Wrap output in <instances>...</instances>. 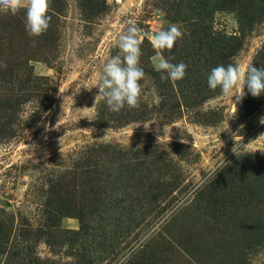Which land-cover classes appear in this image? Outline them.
Returning <instances> with one entry per match:
<instances>
[{"label": "rangeland", "instance_id": "1", "mask_svg": "<svg viewBox=\"0 0 264 264\" xmlns=\"http://www.w3.org/2000/svg\"><path fill=\"white\" fill-rule=\"evenodd\" d=\"M85 1L50 0L55 22L46 35L56 41L43 55L50 63L27 64L36 78L29 90L21 62L35 54L41 38L28 35L21 43L12 26L24 11L0 13V101L27 97L17 115L26 125H15L13 136L0 138V264H264V93L253 97L245 87L246 96L235 103L220 92H206L202 110L217 112L214 123L198 125L186 111L172 122L157 114L122 128L97 127L94 86L107 60L121 55L118 39L129 22L144 36L141 68L147 60L153 67L150 34L166 30L171 18L181 28L190 22L184 21L180 0H88L91 11ZM207 22L216 34L240 35L234 10L215 9ZM233 53L226 65L264 67V23L246 33L243 47ZM140 84L142 103L159 110L154 82L145 76ZM58 120L60 127L53 130ZM93 144L173 159L166 169L151 167L156 181L165 176L172 186L128 183V170L120 164H105L93 186L86 185L90 177L78 170L84 162L76 159ZM181 144L184 157L174 153ZM75 171L79 177L73 181ZM68 174L63 198H78L82 191L89 204L96 193L91 208L98 204L101 212L83 222L64 217L54 223L50 182ZM217 193L225 196L226 215L209 214Z\"/></svg>", "mask_w": 264, "mask_h": 264}, {"label": "trees", "instance_id": "2", "mask_svg": "<svg viewBox=\"0 0 264 264\" xmlns=\"http://www.w3.org/2000/svg\"><path fill=\"white\" fill-rule=\"evenodd\" d=\"M180 2V6L184 8L185 12L184 21L190 22L188 25L189 28L180 27V30L183 32L182 39L177 40L171 51L165 50L164 56L166 59H170L171 63H185L188 66L185 77L175 82L171 80L162 81L160 79L161 74L155 71V69L151 67L150 60H147L142 69L145 72V76L154 82L156 92H159L158 97L162 100L160 109L157 110L155 106L150 108L144 105L140 100L139 108H123L120 112L116 113L110 111L106 103L101 101L97 109L95 123L97 127L122 128L130 122L141 123L157 114H160L166 121L172 122L184 115L186 111L198 125L216 122L217 112L202 110L203 105L207 99H209L206 92H220L219 88L213 91L208 87V74L211 69L217 65H226V57L233 56L234 51H239L243 47L245 34L264 23V0H180ZM85 3H88V0H86ZM85 8L87 11L94 9L89 3ZM222 8L237 12L240 26L239 36L220 35L212 31L211 26L207 22L208 18L214 13L215 9ZM53 11L56 14H60L57 10ZM22 15V20L17 17L12 26L17 31L18 38L22 41L21 43L28 40V34L25 31V19ZM49 15L52 18L50 26H53L55 22L53 19L55 16L52 14ZM170 22L171 24L178 23L177 20L173 18H171ZM50 28L52 27H49V29ZM47 32L48 31L39 36L41 39L36 43L35 54L29 57L26 62H21V75L22 70L24 69L25 71L22 82L27 86V90L31 89V84L33 80L36 79L32 78V68L27 65L29 61L41 59L44 62L50 63L48 58H43V55H48L50 53L56 39H54V37H48L46 35ZM8 41H10L9 37ZM254 64L256 63L254 62ZM27 96L29 95L27 94ZM26 99V95L13 96L11 100L1 99L0 138L13 136L15 125H26L27 121L25 120V122H23L19 120L17 116L19 114V106H21L22 103H26ZM45 102L46 101H41L40 103L44 105ZM41 111H37L34 116H37ZM183 148L184 145H178L174 149V153L179 157H184L186 151ZM139 151L140 150H137L138 153H133L125 147L114 144H93L92 146L82 149L79 156H77V162H84L79 166L78 170L83 169L82 172L85 176L90 177V179L94 177L92 181H90V179L85 181L87 182L86 185L89 184L91 187L93 186L91 183H95L99 175L102 174L99 168L105 167V164H120L126 166L128 173L125 174V178L128 183L136 182L142 188H146L147 186L149 189H161L163 186L167 188L172 186V182L169 181L170 179L164 180L165 176L161 177L162 181H156V179L153 178L154 172L151 171V167H157L156 170L166 169V166H168L167 161L169 164H172L174 160H167L156 154L149 156L145 151ZM138 170L139 172L137 173L136 171ZM88 173H92V176H88ZM72 174L75 175L73 179V181H75L77 176L79 177V172L75 171V173ZM69 177L70 175L68 174L65 177H60L50 182L48 191L50 200L48 202L51 208H49V215L54 223L64 217H75L83 222L87 215L101 212L98 204L97 207L91 208L92 204L96 203V193H92L93 197L89 204L83 202L84 193L82 191H80L78 198H76V195L63 198L61 194L62 187L65 185V179L69 180ZM68 183L74 185L75 182L71 183L68 181ZM128 183L126 187H129ZM92 190L94 189L91 188V191ZM218 193L213 195V205L209 209V214L213 215V213L218 212L220 215H226L229 207L226 205L225 196L222 197L221 194L219 196ZM53 225L56 226L55 224ZM263 235L264 226L262 228V236ZM243 264H245L244 261Z\"/></svg>", "mask_w": 264, "mask_h": 264}, {"label": "clouds", "instance_id": "3", "mask_svg": "<svg viewBox=\"0 0 264 264\" xmlns=\"http://www.w3.org/2000/svg\"><path fill=\"white\" fill-rule=\"evenodd\" d=\"M50 0H0V13L16 15L21 10L25 15V31L30 37L43 35L50 27L51 16L48 14ZM164 15L163 12L160 13ZM183 32L177 24H170L165 30H159L148 36L155 55L151 61L155 71L159 72L162 81L173 82L182 80L186 75L187 65L183 62L174 64L163 56L165 50L171 51L177 42L182 39ZM144 36L142 29L134 21L129 22L125 33L118 39V48L121 55H116L107 60L102 68V74L96 86L98 93L94 97V108L99 102L106 103L112 112H120L125 106L129 109L140 107L141 84L145 72L140 67L141 44ZM208 87L215 91L220 89L222 97L235 98V103L241 102L247 93L259 97L264 93V67L254 65L247 69L236 63L220 64L212 68L207 77ZM234 103V102H233ZM234 103V104H235ZM264 123V119L261 120ZM60 120L53 130H58ZM149 126H145L147 131ZM48 129L46 128V131ZM264 135V134H261ZM157 136V143L160 140ZM182 143L187 140L181 138ZM36 146L33 145L34 149ZM235 153V147L233 148Z\"/></svg>", "mask_w": 264, "mask_h": 264}]
</instances>
